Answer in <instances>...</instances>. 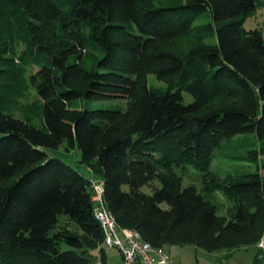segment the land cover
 I'll return each instance as SVG.
<instances>
[{
  "label": "trees",
  "instance_id": "16d2710c",
  "mask_svg": "<svg viewBox=\"0 0 264 264\" xmlns=\"http://www.w3.org/2000/svg\"><path fill=\"white\" fill-rule=\"evenodd\" d=\"M69 2L66 14L55 0H0L1 27L11 9L21 10L28 41L52 64L40 69L36 84L46 128L0 111V264H107L91 177L46 150L64 141L102 179L116 224L137 230L152 246L258 245L264 238V35L243 21L259 0ZM206 13L210 21L193 25ZM82 26L103 52L99 71L68 61L83 54ZM1 64L10 70L13 62L0 58ZM148 74L166 88L149 87ZM182 92L192 101L184 103ZM78 97L127 104L124 110L71 107ZM239 133L260 140L249 151L257 170L220 179L209 171L212 152ZM187 165L207 174L205 191L181 186L174 168ZM214 190L234 200L229 217L207 198Z\"/></svg>",
  "mask_w": 264,
  "mask_h": 264
},
{
  "label": "rangeland",
  "instance_id": "374dc122",
  "mask_svg": "<svg viewBox=\"0 0 264 264\" xmlns=\"http://www.w3.org/2000/svg\"><path fill=\"white\" fill-rule=\"evenodd\" d=\"M62 12L68 13L71 7L69 0H55ZM10 20L0 25V58L12 60V69L8 70L3 64L0 65V111L20 118L36 127L46 128L43 118V99L37 94L36 84L41 80L40 69L44 66H52L51 59L40 53L35 44L28 41L27 34L23 31L24 19L19 9L10 10ZM209 14L197 18L193 25L203 24L210 21ZM245 29L259 28L264 35V0H259L255 11L243 21ZM90 27L82 26L80 33L86 39L83 54L78 58L71 54L68 58L70 63L80 61L86 69L100 70L97 67L98 60L103 52L90 39ZM205 42H213L212 38L206 37ZM16 72V73H15ZM59 73V71H57ZM15 74V75H14ZM149 87L166 88V83L158 79L154 74L147 75ZM184 103L192 101L187 92H182ZM127 100L124 98H107L88 100L82 97L71 100L70 106L79 109H120L126 108ZM264 142V140H263ZM260 140L253 133H239L223 139L212 152L209 171L223 179L229 175L252 173L257 170V164L252 161L249 151L258 149ZM68 148L64 141L56 149H46L47 152L65 163L74 166L86 177L98 179L96 174L90 172L88 167L80 162V152L77 147ZM248 157V158H247ZM264 160V155L261 156ZM261 164V162H259ZM175 171L181 176V186L193 185L199 192L205 191V179L208 180L204 171L192 166L182 170L175 167ZM264 175V170L262 169ZM141 190L151 193L149 186H142ZM217 209V214L229 217L234 212V200L221 190L207 193ZM165 207L166 204L162 203ZM169 264H264V245L242 246L233 250L206 251L191 244L165 246ZM98 257L99 254L95 252ZM259 256V257H258ZM105 261L107 264H121L120 252L115 247L105 246ZM258 257V258H257Z\"/></svg>",
  "mask_w": 264,
  "mask_h": 264
},
{
  "label": "built area",
  "instance_id": "2783aa9c",
  "mask_svg": "<svg viewBox=\"0 0 264 264\" xmlns=\"http://www.w3.org/2000/svg\"><path fill=\"white\" fill-rule=\"evenodd\" d=\"M94 202V215L103 230V246L119 250L121 264H169L168 254L163 247L152 246L143 240L137 230L119 227L103 200V181L90 179ZM264 245V238L258 246ZM96 264H103L97 261Z\"/></svg>",
  "mask_w": 264,
  "mask_h": 264
}]
</instances>
